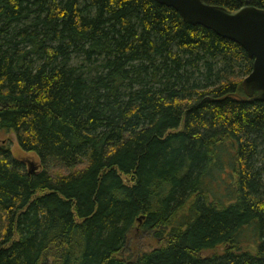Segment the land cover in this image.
Wrapping results in <instances>:
<instances>
[{"label": "trees", "instance_id": "obj_1", "mask_svg": "<svg viewBox=\"0 0 264 264\" xmlns=\"http://www.w3.org/2000/svg\"><path fill=\"white\" fill-rule=\"evenodd\" d=\"M253 63L155 0H0V133L42 167L0 142V264H264Z\"/></svg>", "mask_w": 264, "mask_h": 264}, {"label": "water", "instance_id": "obj_2", "mask_svg": "<svg viewBox=\"0 0 264 264\" xmlns=\"http://www.w3.org/2000/svg\"><path fill=\"white\" fill-rule=\"evenodd\" d=\"M155 1L174 8L186 23L203 26L242 46L254 60L253 70L244 78L242 88L249 99L264 102V9L244 6L229 10L203 0ZM30 166L33 173V164Z\"/></svg>", "mask_w": 264, "mask_h": 264}, {"label": "rangeland", "instance_id": "obj_3", "mask_svg": "<svg viewBox=\"0 0 264 264\" xmlns=\"http://www.w3.org/2000/svg\"><path fill=\"white\" fill-rule=\"evenodd\" d=\"M9 138H13V144H11V149H12L13 154H15V156H18L19 158H22L26 161L27 169L30 170V168H31L30 163H32L34 170L40 171L42 169V167L40 165V160L35 154L23 151L20 148L19 144L17 143V141L15 140L13 135H6L4 133H0V142H5V141L7 142V139H9ZM151 238L152 237H151V235H149V233H145L143 231L141 232L140 230H136L128 238L127 247L125 249V251L126 250L127 251L124 254H127V252H128V256H130L133 252L135 253L136 250H140V248L143 251L142 248L146 249V248L152 246L153 242H152Z\"/></svg>", "mask_w": 264, "mask_h": 264}]
</instances>
